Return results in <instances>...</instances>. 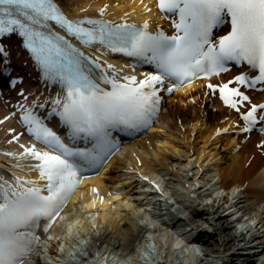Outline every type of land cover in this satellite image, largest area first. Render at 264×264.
I'll list each match as a JSON object with an SVG mask.
<instances>
[{
	"label": "bare ground",
	"instance_id": "obj_1",
	"mask_svg": "<svg viewBox=\"0 0 264 264\" xmlns=\"http://www.w3.org/2000/svg\"><path fill=\"white\" fill-rule=\"evenodd\" d=\"M61 7L70 15L122 23L146 21L156 12L154 0H61ZM18 43L3 40L4 63L20 82L6 88L0 74V183L13 182L14 175L39 181V171L30 167L39 161L5 153L23 152L21 144L50 151L26 131L21 104L32 106L57 134L62 126L51 104L62 94L39 79ZM104 50L101 65L115 69H99L98 74L107 71L121 81L125 75L139 80L150 74L138 62L133 64L132 57ZM238 71L232 68L215 78L222 81ZM212 78H195L176 87L170 97L163 89L146 129L129 139L114 134L115 144L122 140L119 150L98 172L82 177L51 228L44 231L42 220L33 230L39 239L23 264H245L246 256L256 259L253 264H264V121L258 119L249 132L240 130L246 126L241 113L252 104H264V84L250 92L237 112L206 86ZM173 100L189 106L178 107ZM41 103L43 108L36 107ZM260 115L263 110L258 108ZM15 135L19 140L9 144ZM17 163L24 167L16 168ZM157 182L171 194L164 196L165 204L150 191Z\"/></svg>",
	"mask_w": 264,
	"mask_h": 264
},
{
	"label": "snow or ice",
	"instance_id": "obj_2",
	"mask_svg": "<svg viewBox=\"0 0 264 264\" xmlns=\"http://www.w3.org/2000/svg\"><path fill=\"white\" fill-rule=\"evenodd\" d=\"M157 7L162 13L178 17L172 22L175 34L166 35L162 30L152 33L147 21L138 26L74 19L64 12L61 0H0V37L14 34L24 39L25 47L40 63L46 77L65 90L64 95L51 100L52 113L60 117L73 137L83 135L95 142L91 151L70 148L45 123L46 118L36 114L32 106L20 105V120L27 126L26 131L51 151L21 144L23 152L5 153L18 160L39 161L30 166L39 171V181L14 175L13 182L0 183V264H23L29 245L39 239L33 230L41 226L42 220L46 221L44 231L51 228L79 183L75 158L102 159L115 147L112 130L148 127L158 110L161 89L175 90L177 85L172 81L183 85L200 73L219 75L227 71L226 61H236L259 71L251 78L237 75L236 83L255 87L264 82V0H158ZM106 8L107 5L99 9L101 15ZM50 22L85 45H105L112 52L154 64L157 71L139 80L135 75H125L122 82L107 71L97 75L94 68L115 66L101 65L98 57H87L66 36L51 31ZM226 22L230 31L214 39L213 29ZM6 56L7 50L0 42V63ZM100 81L110 84L111 90L101 87ZM231 83L219 86V91L224 102L240 112L238 105L248 101L249 96L238 87H229ZM258 108L264 110V104H252L241 113L246 122L241 131H251L258 119L264 121V115L257 116ZM13 140L18 141L19 136H13L8 143ZM15 167L22 169L24 165L17 163ZM40 182H44L42 186Z\"/></svg>",
	"mask_w": 264,
	"mask_h": 264
},
{
	"label": "rangeland",
	"instance_id": "obj_3",
	"mask_svg": "<svg viewBox=\"0 0 264 264\" xmlns=\"http://www.w3.org/2000/svg\"><path fill=\"white\" fill-rule=\"evenodd\" d=\"M165 95H168L169 94V97L170 96H173L174 94H176L175 93V90L173 91V92H168V91H166L165 93H164ZM175 99V98H174ZM173 102H174V104H176V105H178V107H181V106H189L188 104H186V103H184V104H180L178 101H176V100H173ZM207 108H208V111H211V109H210V105L209 104H207ZM244 256H246V255H244ZM245 261H244V263L245 264H253L254 263V261L256 260V259H254L253 257H251V256H246L245 257V259H244Z\"/></svg>",
	"mask_w": 264,
	"mask_h": 264
}]
</instances>
